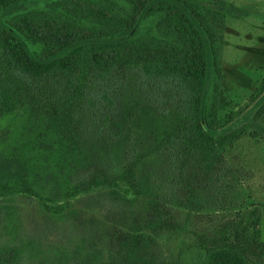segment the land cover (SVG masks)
<instances>
[{
    "label": "trees",
    "instance_id": "1",
    "mask_svg": "<svg viewBox=\"0 0 264 264\" xmlns=\"http://www.w3.org/2000/svg\"><path fill=\"white\" fill-rule=\"evenodd\" d=\"M244 13L228 0H0V201L38 195L40 179L56 168L68 172L59 184L68 199L105 187L118 204L131 201L127 193L139 187L135 160L120 174L127 189L98 170L75 178L64 154L74 147L85 110L96 108L98 89L101 96L114 84L125 85L132 73L143 86L155 80L168 105L153 119L169 122L138 160L175 148L221 181L224 150L247 129L240 112L218 111L226 20ZM251 98L259 105L255 114L263 113L264 80ZM23 99L27 108L10 126ZM149 209L145 230L120 232L106 263L54 247L46 264H247L259 210L241 219L232 237L214 246L196 238L161 259L149 248L152 235L171 225L156 201ZM20 256V246L0 247V264H18Z\"/></svg>",
    "mask_w": 264,
    "mask_h": 264
},
{
    "label": "rangeland",
    "instance_id": "2",
    "mask_svg": "<svg viewBox=\"0 0 264 264\" xmlns=\"http://www.w3.org/2000/svg\"><path fill=\"white\" fill-rule=\"evenodd\" d=\"M228 1L245 13L226 20L218 111L221 115L240 112L247 129L224 150L227 171L222 180L216 182V171H203L175 148L162 147L157 154L138 160L169 122L167 117L164 123L153 119L168 105L155 80L143 86L132 73L125 85L114 84L101 96L98 89L97 106L85 110L84 124L64 161L75 178L98 170L129 189L120 174L135 160L138 190L129 191L131 201L123 204L105 187L68 199L59 185L68 172L56 168L40 179L38 195L3 198L0 206H10V211H0V247L20 246L18 264H46L54 256V247L73 251L77 259L90 254L96 262L106 263L111 242L120 232L145 230L143 221L155 201L171 225L151 234L154 241L149 248L161 259L177 254L196 238L214 246L223 236L232 237L236 224L247 220L255 209L260 212L258 234L246 260L247 264H264V112L255 114L259 105L251 98L264 80V0ZM26 108L23 99L10 126ZM26 240L33 241L34 248Z\"/></svg>",
    "mask_w": 264,
    "mask_h": 264
}]
</instances>
